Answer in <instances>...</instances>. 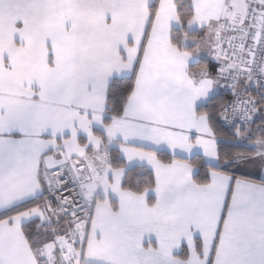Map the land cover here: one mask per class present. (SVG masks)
Segmentation results:
<instances>
[{
    "label": "crops",
    "instance_id": "0c3cea01",
    "mask_svg": "<svg viewBox=\"0 0 264 264\" xmlns=\"http://www.w3.org/2000/svg\"><path fill=\"white\" fill-rule=\"evenodd\" d=\"M174 1L0 0V215L42 201L0 221V264H264V91L236 84L260 106L231 139L215 137L196 111L226 93L207 55L239 0H190L180 38L190 51L171 42L181 29ZM249 3L242 0L243 19ZM200 30L208 32L202 56L204 32L187 38ZM131 75L121 115L104 124L109 83ZM218 142L246 151L223 160ZM110 150L125 168L109 165ZM194 156L211 167L206 184L194 181ZM70 159L93 171L81 188L93 215L76 227L44 204L47 171ZM135 167L153 176L141 194L121 188ZM31 222L53 233L55 246L31 249L22 232Z\"/></svg>",
    "mask_w": 264,
    "mask_h": 264
},
{
    "label": "built area",
    "instance_id": "2783aa9c",
    "mask_svg": "<svg viewBox=\"0 0 264 264\" xmlns=\"http://www.w3.org/2000/svg\"><path fill=\"white\" fill-rule=\"evenodd\" d=\"M226 34L209 48L207 62L223 83L227 99L219 108L216 123L224 131L250 126L256 120L257 101L246 89L234 90L240 81L264 90V0H250L240 22L224 21ZM93 179V171L79 159H70L47 171L44 204L50 215L71 226L88 223L93 205L81 188ZM258 180L264 183V167ZM55 246V241L50 242ZM41 249L38 253L41 254Z\"/></svg>",
    "mask_w": 264,
    "mask_h": 264
},
{
    "label": "trees",
    "instance_id": "16d2710c",
    "mask_svg": "<svg viewBox=\"0 0 264 264\" xmlns=\"http://www.w3.org/2000/svg\"><path fill=\"white\" fill-rule=\"evenodd\" d=\"M174 5L176 7V14L179 19L181 29L172 30L171 32V42L176 45L179 49L185 51H190L192 47L181 48L180 38L181 34L185 32L186 23L192 18L193 12L190 6V0H175ZM154 5L150 7L151 16L154 13ZM203 34L202 30L195 31L187 35L188 39L199 38ZM214 70V67L211 65ZM134 76L122 77L113 79L107 88L106 95V107H105V117L103 119L104 124H109L113 117H118L123 111V107L130 95L133 87ZM264 91V90H262ZM259 96V95H258ZM228 94L222 93L220 95L213 96L204 106L198 108L196 111L199 114H205L208 118L209 125L215 137L219 139H231L230 132L224 131L216 123V116L219 108L223 105L227 99ZM264 99V98H263ZM260 102L257 101V108H259ZM97 134V133H96ZM217 151L219 157L223 160H228L235 156L237 153L245 152L246 150L237 147L230 146L223 142L217 143ZM157 158L162 162H168L173 157L165 152H155ZM187 161V160H186ZM188 162L197 167L198 172L194 177V181L198 184L207 183V172L210 166L200 162L198 157L194 156L188 160ZM109 165L112 168H125L124 162L118 157V154L110 150L109 151ZM154 185L153 176L151 172L145 168L135 167L127 169L121 184L123 190H128L135 194H141L146 189L152 188ZM42 201H33L26 203L20 207L12 209L4 214L0 215V221L10 218L11 216L27 211L29 209L39 206ZM22 232L27 239L29 246L34 251H38L44 244L48 243L52 239V233L43 226H38L36 222H31L22 227ZM199 249V243L197 244V250Z\"/></svg>",
    "mask_w": 264,
    "mask_h": 264
},
{
    "label": "rangeland",
    "instance_id": "374dc122",
    "mask_svg": "<svg viewBox=\"0 0 264 264\" xmlns=\"http://www.w3.org/2000/svg\"><path fill=\"white\" fill-rule=\"evenodd\" d=\"M244 1H247V0H244ZM232 5L234 6L233 7L234 9L231 11V13H229L227 15V17L225 19L222 20L221 24L224 21L240 22L243 19L244 4H242V0H239V2L235 1L234 4H232ZM203 32H204V36L201 37L198 44L196 45L195 55L199 54V56H202L201 54L208 52V48H209L208 37H207L208 32L207 31H203ZM257 89H258L257 91H261L259 88H257ZM249 90H251V89H249ZM104 153L105 152H103V150H102L99 153V155L97 156V158H95L94 169H95L96 175H98V174L102 175L104 173L103 166L106 165V158H105L106 156ZM52 235H53V233H52ZM47 247L48 246H46V248H44V249L46 250Z\"/></svg>",
    "mask_w": 264,
    "mask_h": 264
},
{
    "label": "water",
    "instance_id": "95a60500",
    "mask_svg": "<svg viewBox=\"0 0 264 264\" xmlns=\"http://www.w3.org/2000/svg\"><path fill=\"white\" fill-rule=\"evenodd\" d=\"M256 113H258V111H256Z\"/></svg>",
    "mask_w": 264,
    "mask_h": 264
}]
</instances>
